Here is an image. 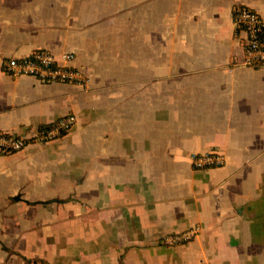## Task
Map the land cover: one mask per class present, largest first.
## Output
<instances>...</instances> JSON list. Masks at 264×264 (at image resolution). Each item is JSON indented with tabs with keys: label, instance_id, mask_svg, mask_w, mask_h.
<instances>
[{
	"label": "crops",
	"instance_id": "1",
	"mask_svg": "<svg viewBox=\"0 0 264 264\" xmlns=\"http://www.w3.org/2000/svg\"><path fill=\"white\" fill-rule=\"evenodd\" d=\"M264 0H0V264H264V66L232 21ZM72 52L85 86L3 62ZM224 164L194 169L195 153ZM199 228L186 241L166 239Z\"/></svg>",
	"mask_w": 264,
	"mask_h": 264
},
{
	"label": "built area",
	"instance_id": "2",
	"mask_svg": "<svg viewBox=\"0 0 264 264\" xmlns=\"http://www.w3.org/2000/svg\"><path fill=\"white\" fill-rule=\"evenodd\" d=\"M232 21L238 41L245 50V63L260 68L264 66V17L256 9L244 4L232 7ZM75 55L72 52L55 54L50 50L38 49L21 58H10L3 62V70L9 75H31L44 82H64L85 86L88 78L83 70L75 67ZM76 122L73 114L61 117L54 123L42 126L32 139L0 131V153L11 155L23 150L30 143H47L69 133ZM194 169L217 167L225 162L222 151L195 153L191 156ZM199 228L178 236H170L166 241L175 243L192 238ZM29 264H50L39 258H33Z\"/></svg>",
	"mask_w": 264,
	"mask_h": 264
}]
</instances>
